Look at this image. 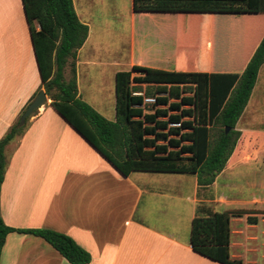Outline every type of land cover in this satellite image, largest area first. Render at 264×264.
Wrapping results in <instances>:
<instances>
[{"label":"crops","instance_id":"1","mask_svg":"<svg viewBox=\"0 0 264 264\" xmlns=\"http://www.w3.org/2000/svg\"><path fill=\"white\" fill-rule=\"evenodd\" d=\"M80 2L73 0L74 10L88 27V36L75 61L78 97L99 114L108 112L105 107L115 112L119 72L134 66L200 70L195 66L200 49L191 44L193 37L199 39L188 20L135 13L131 0L127 23L117 17L125 24L126 49L120 55V44L114 46L115 57L106 58L103 44L108 35H121L116 33L121 25L106 19L96 23L104 0ZM41 85L22 0H0V140ZM36 112L23 135L6 147L8 167L0 190V216L6 226L65 234L90 254L89 264H220L190 245L192 220L198 206L206 204L218 213H246L230 221V257L242 264H264V216L256 213L260 203L251 194L240 203L232 193L238 178L231 181L230 175L245 156L238 154V144L209 187H199L196 176L187 174L136 172L123 177L50 100ZM238 204L244 207L238 209ZM0 264L69 263L43 239L14 232L6 236Z\"/></svg>","mask_w":264,"mask_h":264},{"label":"trees","instance_id":"2","mask_svg":"<svg viewBox=\"0 0 264 264\" xmlns=\"http://www.w3.org/2000/svg\"><path fill=\"white\" fill-rule=\"evenodd\" d=\"M22 5L42 83L28 105L43 90L51 107L123 177L136 172L187 174L196 176L199 187L214 183L238 144L236 126L264 65V0H133L135 13L177 15L193 25L199 41L193 37L191 44L200 49V70L134 66L117 73L114 122L78 97L75 61L88 27L79 21L73 0H22ZM198 16L208 19L196 25ZM145 98L155 102L145 104ZM30 118L21 127L18 119L0 140V190L8 167L6 147L23 135ZM196 213L192 250L220 264H242L230 257L229 225L246 213H218L206 204ZM14 232L43 239L69 264L91 261L67 235L10 228L1 216L0 256L6 236Z\"/></svg>","mask_w":264,"mask_h":264},{"label":"rangeland","instance_id":"3","mask_svg":"<svg viewBox=\"0 0 264 264\" xmlns=\"http://www.w3.org/2000/svg\"><path fill=\"white\" fill-rule=\"evenodd\" d=\"M76 1L78 5L81 3V0ZM103 3L105 10L102 13V17H95L96 23L106 19L112 22V24L114 22L115 27H119L117 25L121 24H119L117 17L123 18L127 23L128 16L131 13V0H104ZM192 18L194 19L195 16ZM207 19V16H198V19L193 20V22L196 25H201ZM225 20L226 18L224 17L222 21ZM124 25H121V29L116 31V33L120 32L121 35L115 34L114 38L113 35H108L106 38V42L103 44L104 49L106 48L104 57H115L114 46H119V44V54H123L127 44L126 39L123 38L125 34L123 33ZM91 41H94V39L92 38ZM195 66L198 67V64ZM68 72L67 77H69ZM109 98L112 99V96H109ZM96 99L100 100L101 97H97ZM105 109L108 112L100 113L103 117L107 119L115 118V112L111 107H105ZM33 116L34 114L31 117ZM236 130L241 132L240 139L238 140V151L244 152L246 155L243 158V162L238 166V170L230 175L231 181H236L238 178V184H235L232 193L237 194L238 202L240 203L250 198L249 195L251 194L260 203L256 213L259 216H264V65L260 68L250 100L236 126ZM243 207L244 205L238 204V209H242Z\"/></svg>","mask_w":264,"mask_h":264},{"label":"water","instance_id":"4","mask_svg":"<svg viewBox=\"0 0 264 264\" xmlns=\"http://www.w3.org/2000/svg\"><path fill=\"white\" fill-rule=\"evenodd\" d=\"M48 100L49 99L47 98L45 92L41 90L20 116L18 127L23 126L26 119L30 118L32 114L39 110ZM228 131L229 129H226V133Z\"/></svg>","mask_w":264,"mask_h":264},{"label":"built area","instance_id":"5","mask_svg":"<svg viewBox=\"0 0 264 264\" xmlns=\"http://www.w3.org/2000/svg\"><path fill=\"white\" fill-rule=\"evenodd\" d=\"M134 95H140V94H134ZM155 102L154 98H145L144 103L145 104H153Z\"/></svg>","mask_w":264,"mask_h":264}]
</instances>
